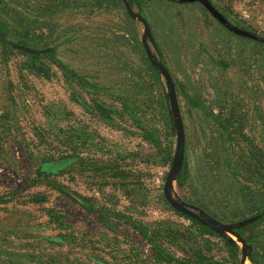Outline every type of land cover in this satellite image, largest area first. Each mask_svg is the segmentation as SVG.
<instances>
[{
    "label": "rangeland",
    "instance_id": "1",
    "mask_svg": "<svg viewBox=\"0 0 264 264\" xmlns=\"http://www.w3.org/2000/svg\"><path fill=\"white\" fill-rule=\"evenodd\" d=\"M127 1L0 0L10 42L27 31L37 39L32 47L53 50L33 56L0 48V196L10 197L0 200L4 252L15 247L57 264H155L129 219L165 236L178 257L189 246L225 257L218 239L199 235L164 199L175 130L165 81L149 67L141 43L146 33ZM140 1L146 43L170 74L183 128L185 176L181 185L172 181L170 193L228 227L245 223L264 200V0H208L239 33L195 0ZM55 60L98 88L70 79ZM28 63L40 70H25ZM178 85L219 115L231 141L187 106ZM70 91L104 108L107 119L77 104ZM66 149L76 158L54 160L56 174L43 177L42 159L61 157ZM36 195L44 200L31 202ZM230 235L242 257L245 244ZM251 235L256 264H264V218Z\"/></svg>",
    "mask_w": 264,
    "mask_h": 264
},
{
    "label": "trees",
    "instance_id": "2",
    "mask_svg": "<svg viewBox=\"0 0 264 264\" xmlns=\"http://www.w3.org/2000/svg\"><path fill=\"white\" fill-rule=\"evenodd\" d=\"M171 2H175L176 0H168ZM128 3L134 5L136 8L137 14L144 18L143 10H142V4L140 0H128ZM129 5V4H128ZM0 32L3 34L2 37H0V48L3 51H16L23 54L33 55V56H50L53 53V50H49L48 52H42V53H28L22 50H18L10 45V41L8 39V29L6 23L0 18ZM16 44L25 45V46H33L31 45L32 42H37V39L35 40V37L30 36V34L26 31H23L21 35H16L15 37ZM216 64L220 65L221 67H225V63L220 59H212ZM54 64L56 68H58L60 71H64V73L68 74L70 79H75L78 82L84 83L90 87L98 88L96 85L89 83L82 75H79L75 73L72 69L67 67L65 64H63L59 60H55L51 62ZM35 65L33 63H28L26 66H24L25 70H40V67H34ZM150 69L154 72L156 76H158L159 71L158 69L153 66L149 62ZM180 87V90L184 96V99L186 101V104L190 108H195L199 110L204 116L208 117L211 122L214 124L215 128L220 132V134L226 139V141L232 140V134L227 126V124L219 117V115L213 113L210 110H207L204 103L187 94L181 85H178ZM70 97L77 103L80 104L81 107H83L85 110H87L90 113H93L97 110L99 113L100 118L107 119L106 111L104 108H102L100 105H88L84 101H82L80 98L75 96L72 91H70ZM122 107L125 111L130 112L129 107L126 105L125 101L122 103ZM96 108V109H95ZM101 113H104L103 115ZM94 114V113H93ZM142 132L145 134V137L149 139L150 141H154L153 136L149 131H147L144 127H141ZM66 143V142H64ZM70 148V147H69ZM71 151H73V148H70ZM67 153H64V155H59L61 157H58L56 159H42L40 162L42 164V168L38 169V172L43 177H49L50 175L56 174L57 165L54 164V160L61 161V160H71L76 158V156L69 154V149H66ZM69 154V155H66ZM63 156V157H62ZM226 171L228 175L233 178L237 179V171L233 165H231L229 162L225 161L224 163ZM185 176L184 172V166L181 165L180 169L178 170L177 174L173 177V181L177 185H181L183 183ZM54 180V179H52ZM264 186V182L262 183ZM59 189L58 187H55ZM249 188V187H245ZM59 190H63L62 187H60ZM62 192V191H61ZM69 194V193H66ZM70 198L77 203L82 209H84L86 212H91L92 209L85 201H83L80 198L73 197L70 195ZM4 200H8L9 196H4ZM3 197L0 196V200H2ZM2 200V202H4ZM44 200V197L41 195H36L30 199L31 202L39 203ZM172 210L174 213L178 216H181L188 220L190 222V225L193 227L194 231H196L199 235H207L211 237H215L218 239L219 243L223 247L225 251V257L223 259H215L213 255L209 254L207 251H204L201 246L199 247H192L189 246L187 249L182 250L183 255L178 257L173 254V252L169 249V247L166 245V242H168L165 239V236L160 235L156 232H151L145 225L141 223H131L129 219H126V221L131 224V226L134 228L136 232L139 233L141 238L148 244L150 249V259L155 264H240V257H241V251L237 245V243L234 240H228L224 237L220 236L219 234L213 232L206 226L190 219L189 217L180 214L179 212L175 211L173 208ZM264 218V200L262 201L261 205L255 208V214L252 218L248 219L245 223L235 224L234 226L230 227V230L237 235L245 244L246 251H245V258L252 264H256V251L252 249L253 239L251 235L252 228L256 225L258 220H263ZM123 222V221H122ZM12 251L10 252H4L2 249H0V264H57L56 261L53 260L50 256L44 257L43 255H39L36 253H29L27 251H19L18 249H15V247H11ZM10 255L6 258V255ZM88 262V261H87Z\"/></svg>",
    "mask_w": 264,
    "mask_h": 264
},
{
    "label": "water",
    "instance_id": "3",
    "mask_svg": "<svg viewBox=\"0 0 264 264\" xmlns=\"http://www.w3.org/2000/svg\"><path fill=\"white\" fill-rule=\"evenodd\" d=\"M180 1H193V0H180ZM195 1H198L201 4V6L224 28L234 33L240 32V30L236 26L228 22L223 17V15L219 11H217L216 8L208 0H195ZM125 5L128 11H130L128 4L125 3ZM139 19L142 23L143 30L146 33V35H143L141 37V43L145 51V54L147 58L149 59L150 63L158 69L160 75L163 77L165 81V86L167 89V99H168V104H169V112L171 115L174 130H175L174 150H173L169 168L167 172L165 173L163 183H162V193H163L164 199L175 211L179 212L180 214L185 215L189 217L190 219L206 226L207 228L219 234L220 236L224 237L225 239L234 240L229 234L231 233L242 244H244V242L230 230V227L221 223L220 221H218L217 219H215L214 217H212L211 215L207 214L204 211L195 212L192 209V206L185 205L179 202L178 200L174 199L170 193V188H171V184L173 181V177L177 174L178 170L180 169L181 164H182V159H183L184 135H183L182 122H181L179 108L177 105V99H176L173 81L166 67L153 58L149 50V47L146 43V36L148 39H150L148 25L146 21L140 16H139ZM2 36L3 34L0 32V37ZM10 45L18 50H22L28 53H42V52H48L49 50H51V47L49 46L44 47V48H34L30 46L16 44L13 42H10ZM244 258H245V253L243 252L242 257H241V263L243 262Z\"/></svg>",
    "mask_w": 264,
    "mask_h": 264
},
{
    "label": "bare ground",
    "instance_id": "4",
    "mask_svg": "<svg viewBox=\"0 0 264 264\" xmlns=\"http://www.w3.org/2000/svg\"><path fill=\"white\" fill-rule=\"evenodd\" d=\"M229 234H231V233H229ZM233 235V234H232ZM231 236V235H230ZM232 237V236H231ZM245 263V260H244V262H242V264H244Z\"/></svg>",
    "mask_w": 264,
    "mask_h": 264
},
{
    "label": "crops",
    "instance_id": "5",
    "mask_svg": "<svg viewBox=\"0 0 264 264\" xmlns=\"http://www.w3.org/2000/svg\"><path fill=\"white\" fill-rule=\"evenodd\" d=\"M245 264V263H244Z\"/></svg>",
    "mask_w": 264,
    "mask_h": 264
},
{
    "label": "flooded vegetation",
    "instance_id": "6",
    "mask_svg": "<svg viewBox=\"0 0 264 264\" xmlns=\"http://www.w3.org/2000/svg\"><path fill=\"white\" fill-rule=\"evenodd\" d=\"M235 239V238H234Z\"/></svg>",
    "mask_w": 264,
    "mask_h": 264
}]
</instances>
